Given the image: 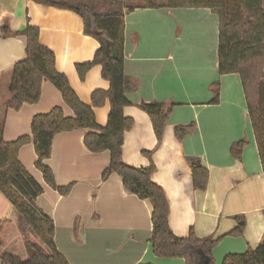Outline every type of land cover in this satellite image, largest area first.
<instances>
[{
  "label": "crops",
  "instance_id": "crops-1",
  "mask_svg": "<svg viewBox=\"0 0 264 264\" xmlns=\"http://www.w3.org/2000/svg\"><path fill=\"white\" fill-rule=\"evenodd\" d=\"M124 23V74L136 91L125 95L129 105L123 115L134 125L124 134L123 163L135 168L155 166L151 180L165 193L169 228L180 238L192 230L198 238L220 239L212 251L214 264H222L226 255L255 249L264 236V172L240 78L217 72V15L202 8L135 9L125 14ZM5 24L12 32H21L27 24L39 30L40 44L54 53L56 70L67 78L83 104L91 105L92 92L108 90L100 67L91 68L84 81L79 80L75 65L90 63L99 45L83 34L82 20L76 14L27 0H0L3 141L30 135L32 118L55 107L61 108L65 117H73L60 93L47 81L41 85L37 104L23 105L19 111L7 108L11 69L24 59L26 41L21 35L2 38ZM217 81L219 104L210 105V86ZM141 102L173 104L159 147L150 119L138 108ZM93 110L97 125L105 127L108 102ZM192 123L195 132L178 141L174 128ZM87 132L60 133L52 142L46 164L57 186H72L66 196L44 183L34 167L32 144L21 147L18 154L20 163L43 190L36 205L54 223L58 252L69 264H185L183 259L153 255L149 243L151 203L125 192L115 174L102 181L110 156L108 152H87L83 146ZM242 139L247 145L237 161L229 150ZM149 151L153 152L151 162L142 155ZM187 157L199 158L208 171L203 192L193 190ZM13 212L11 205L5 213L0 210V238H4L0 254L16 255V247L23 245L12 223ZM235 216L246 220L241 237L228 236L236 226Z\"/></svg>",
  "mask_w": 264,
  "mask_h": 264
},
{
  "label": "trees",
  "instance_id": "trees-1",
  "mask_svg": "<svg viewBox=\"0 0 264 264\" xmlns=\"http://www.w3.org/2000/svg\"><path fill=\"white\" fill-rule=\"evenodd\" d=\"M45 7L71 11L83 23V34L94 39L99 47L90 63L76 64L80 81L93 67H100L101 78L108 82L107 91L96 90L91 94V105L83 104L71 89L67 78L55 68V55L39 42V30L29 24L21 32H12L5 24L1 27L2 38L25 37V57L11 69L8 86V109L19 111L23 105H35L41 96V85L49 82L60 93L63 103L72 111L73 117H65L59 107L46 114L36 115L30 123V135L21 136L13 142L2 140L4 122L0 123V194L13 208L23 246L29 252L26 260L3 252V264H69L58 252L54 243L53 221L36 205L43 190L20 163L21 147L32 144L35 154L34 167L40 172L44 183L61 196H66L71 185L59 187L46 161L50 158L55 136L76 130L88 131L83 137V146L90 154L108 152L110 161L101 179L111 175L122 180L125 192L141 201H149L151 213L152 253L158 258L183 259L185 264H198L202 253L204 264H214L212 251L220 239L198 238L192 230L187 237L173 234L168 224L169 205L163 189L153 183L151 177L155 166L148 168L127 166L122 161V145L126 132L134 125L132 119L123 115L129 105L125 95L136 91V85L124 74L125 14L135 9H208L218 17L217 72L222 75H237L243 89L247 115L254 134L261 168L264 172V0H140L138 5L127 0H27ZM112 49L116 58H112ZM210 105L219 104L220 84L210 86ZM109 104L105 127L95 121V108ZM138 108L151 121L159 147L166 122L173 104L141 102ZM195 124L177 126L174 136L181 141L195 132ZM245 139L232 143L230 156L240 161ZM152 151L142 152L150 162ZM185 161L191 171L192 187L203 192L207 187L208 171L201 160L187 157ZM236 226L228 234L241 237L245 228L244 216L233 217ZM222 264H264V236L255 249L244 254L226 255Z\"/></svg>",
  "mask_w": 264,
  "mask_h": 264
},
{
  "label": "rangeland",
  "instance_id": "rangeland-1",
  "mask_svg": "<svg viewBox=\"0 0 264 264\" xmlns=\"http://www.w3.org/2000/svg\"><path fill=\"white\" fill-rule=\"evenodd\" d=\"M127 1H128V0H127ZM135 2H136L137 4H140V3H141L140 0H130V3H132L133 5H134ZM128 3H129V1H128ZM0 200L2 201V205H1V207H0V210H1L2 212L5 213L6 210H7V208H8V206H9L10 204L8 203V201L5 199V197H4L2 194H0ZM12 220H13L12 223L14 224L15 229H17V231H18L19 234H20V231H19L18 226H17V218H16V214H15V212H13V219H12ZM15 220H16V221H15ZM5 224H6V223H4L2 227H4ZM0 230H1V229H0ZM20 235H21V234H20ZM0 241L3 243L4 238H0ZM22 243H23V240H22ZM20 244H21V243H20ZM16 245H17V244H16ZM22 246H23V245H22ZM22 246H20L19 248L16 247L14 253H15L17 256H19L22 260H26L30 254H29V252L26 251L25 248L22 247ZM0 250H2V249L0 248Z\"/></svg>",
  "mask_w": 264,
  "mask_h": 264
},
{
  "label": "water",
  "instance_id": "water-1",
  "mask_svg": "<svg viewBox=\"0 0 264 264\" xmlns=\"http://www.w3.org/2000/svg\"><path fill=\"white\" fill-rule=\"evenodd\" d=\"M112 58L113 59L116 58V53H115L114 49H112ZM199 256H200V259H199L198 264H204V258H203L202 253H199Z\"/></svg>",
  "mask_w": 264,
  "mask_h": 264
},
{
  "label": "built area",
  "instance_id": "built-area-1",
  "mask_svg": "<svg viewBox=\"0 0 264 264\" xmlns=\"http://www.w3.org/2000/svg\"><path fill=\"white\" fill-rule=\"evenodd\" d=\"M0 264H3L1 260H0Z\"/></svg>",
  "mask_w": 264,
  "mask_h": 264
}]
</instances>
